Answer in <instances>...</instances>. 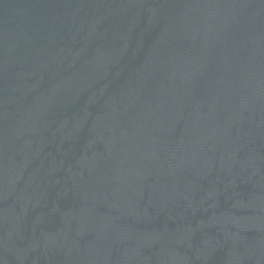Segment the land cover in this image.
<instances>
[{"label": "water", "instance_id": "water-1", "mask_svg": "<svg viewBox=\"0 0 264 264\" xmlns=\"http://www.w3.org/2000/svg\"><path fill=\"white\" fill-rule=\"evenodd\" d=\"M0 264H264V0H0Z\"/></svg>", "mask_w": 264, "mask_h": 264}]
</instances>
